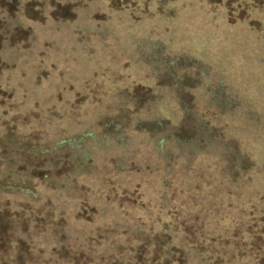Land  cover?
Listing matches in <instances>:
<instances>
[{
  "label": "rangeland",
  "instance_id": "1",
  "mask_svg": "<svg viewBox=\"0 0 264 264\" xmlns=\"http://www.w3.org/2000/svg\"><path fill=\"white\" fill-rule=\"evenodd\" d=\"M78 2L61 5L57 0H46L30 8L27 15L46 29L55 21L63 24V28L54 25L52 31L58 42L53 47L70 58L61 67L55 61L51 64L52 57L44 55L42 58H49L46 61L51 64L43 73L44 82L50 75L56 76V82L69 76L83 87H77L75 80L64 93L65 100L57 97L50 113L49 109H40L42 106L27 114L11 112L0 118V132L8 126V120L10 126L23 120L25 129L17 130V134L34 142L58 135L76 138L81 132H90L86 148L94 153V159L87 161L83 172L102 175L111 169L118 154L124 155L126 163L139 155H150L152 139L131 132L130 122L167 119L172 132L166 150L163 148L167 151L163 154L168 188L174 186L170 176L178 170L180 158L194 162L204 175H217L225 168L234 175H255L264 184V0ZM51 7L53 13L48 11ZM173 10L176 13L172 15ZM47 13L54 22L47 20ZM17 32L14 41L28 35L24 29ZM1 68L5 71L9 66L0 64ZM8 97L0 90V104ZM114 125L117 128L108 131ZM120 133H125L122 142L106 139ZM176 137L181 139L178 145ZM92 143L95 146L91 148ZM65 170L71 171L72 166H62L56 175ZM124 196L127 202L140 204L134 192ZM9 215L0 212L1 255L11 251L12 236L27 232V217L11 226ZM260 221V225L251 224L249 231L254 234L251 245L260 250V264H264V237L259 235L264 236V216ZM129 229L127 234L139 237L133 227ZM142 230L144 234L149 229ZM145 235H150L148 243L154 240L153 246L149 250L141 247L134 264H155L158 258L157 264H173L180 252L171 249L174 256L167 251L173 246L172 236L151 231ZM164 240L167 243L161 249L158 244ZM29 246V242L20 244L23 258L19 256L17 264H42L30 256ZM129 249L126 244L124 250ZM165 253L170 260L162 259ZM76 257L78 261L85 259V263L92 258L85 254ZM117 257L120 262L111 261L109 255L100 257L96 264H122L123 255Z\"/></svg>",
  "mask_w": 264,
  "mask_h": 264
},
{
  "label": "trees",
  "instance_id": "2",
  "mask_svg": "<svg viewBox=\"0 0 264 264\" xmlns=\"http://www.w3.org/2000/svg\"><path fill=\"white\" fill-rule=\"evenodd\" d=\"M45 1L0 0V64L9 66L5 71L0 69V90L9 96L0 104L1 119L11 112L27 114L41 106L50 113L57 97L63 98L75 80L77 87H83L69 76L56 82V76L50 75L44 82L43 73L47 67L50 69L52 61L62 67L70 58L53 47L57 41L54 25L63 28V24L55 21L49 30L27 15L30 8ZM68 1L81 4V0H57L61 5ZM53 10L51 7L48 11ZM175 13L176 10L170 12ZM47 15L45 19L51 20ZM22 28L28 32L27 37L12 40ZM23 43L26 46L22 47ZM54 53L56 56H51ZM44 55L52 57L51 64L47 62L49 58H42ZM9 122V127L0 132V212L11 214V226L28 219L27 232L11 237V251L0 254V264H17L22 242H29L30 256L42 264H96L100 257L109 255L113 257L111 261L120 262V254L122 264H134L141 247L149 250L153 246L154 240L148 243L150 235H145L150 231L172 236L173 246L166 249L171 254L175 253L173 248L180 252L173 264H260L261 252L252 247L254 234L249 226L262 222L264 184L255 175H234L225 168L219 169L217 175H204L194 162L180 158L178 170L170 176L174 186L168 188L169 173L164 167L167 159L163 154L167 151L163 148L172 136L169 120L130 122L131 132L152 139L150 155H139L137 160L126 163L124 155L118 154L113 167L102 175L83 172L87 161L94 159V153L86 148L89 141L86 143L85 139L92 137L90 132H81L76 138L58 135L52 140L34 142L17 134L25 129L23 120L12 126ZM124 135H107L106 139L122 142ZM177 137L176 145L181 140ZM62 166H72V170L56 175ZM132 192L139 196V205L124 200V195ZM132 227L139 237L127 234ZM122 228L126 231L121 232ZM142 229L149 230L143 234ZM259 235L264 237L263 233ZM166 243L160 242L159 248H165ZM126 244L130 245L128 252L124 250ZM80 254L92 257L91 261H78L76 256ZM163 257L170 260L166 253Z\"/></svg>",
  "mask_w": 264,
  "mask_h": 264
}]
</instances>
